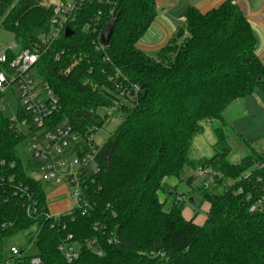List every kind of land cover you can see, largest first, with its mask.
Returning a JSON list of instances; mask_svg holds the SVG:
<instances>
[{
	"label": "trees",
	"instance_id": "trees-1",
	"mask_svg": "<svg viewBox=\"0 0 264 264\" xmlns=\"http://www.w3.org/2000/svg\"><path fill=\"white\" fill-rule=\"evenodd\" d=\"M41 2L0 0V27L14 36L17 49H6L9 61L50 32L52 9ZM100 11L98 29L86 30ZM183 16L184 24L152 56L138 43L157 17V0H90L71 25L75 33L61 35L40 56L37 72L60 102L45 132L72 126L78 136L73 152L88 151L89 138L108 120L99 108L117 106L126 116L100 146L98 172L84 182L88 205L57 217L48 216V192L33 176L41 164L27 151L30 133L2 119L0 174L26 188L0 201L7 224L2 239L36 227L41 264H264V206L250 210L264 197V154L252 149L230 162L226 131L227 109L264 92L258 37L232 0L206 13L191 6ZM114 17L109 45L100 48ZM124 90L131 95L120 97ZM215 121L214 155L193 158L195 138ZM203 167L217 172L212 184L223 189L203 195L209 211L197 223L184 216V194L167 179L193 186L195 177L186 174ZM161 191L176 194L169 210ZM34 202L38 213L31 216ZM70 235L79 253L72 262L60 249ZM30 258L24 255L19 264H31Z\"/></svg>",
	"mask_w": 264,
	"mask_h": 264
},
{
	"label": "built area",
	"instance_id": "built-area-1",
	"mask_svg": "<svg viewBox=\"0 0 264 264\" xmlns=\"http://www.w3.org/2000/svg\"><path fill=\"white\" fill-rule=\"evenodd\" d=\"M50 1H52L50 4L52 9L51 30L48 34L42 36L38 46L33 50H23L12 61H9L6 50L0 52V65L8 66L0 69V122L5 119L1 109L4 95L10 86L17 84L21 92L20 112L9 120L23 132L30 133L27 151L30 157L41 164L40 168L34 173L43 171L46 181H53L58 185H66L74 202L73 208H76L88 205L84 196L83 185L86 179L98 172L96 155L101 145L95 143V135H92L88 141V151L79 152L78 149L73 152L72 150L78 142V136L72 126L64 124L52 131L45 132L48 119L59 110L60 102L49 83L43 78L36 76L38 72L35 65L46 49L61 35H65L67 28L74 30L71 25L76 23L78 13L82 11L90 0ZM102 15L101 11L98 12V21L87 22L85 29H93L95 32L100 26L99 21H101ZM183 19L185 20V18ZM98 46L100 48L105 47L102 43ZM134 89L137 92L140 88L134 85ZM130 95L131 92L129 90L119 93L120 97ZM106 108L109 116L114 115L118 111L117 106ZM192 174L198 179L210 178L212 180L217 176V172L210 167L195 169ZM25 191L26 188L22 184L16 185L13 177L7 178L0 174V201L7 200L10 195L18 196ZM237 193H242V189H239ZM184 199L185 197H179L180 201H184ZM259 204L264 206V197L260 203L253 205L250 210L252 212L257 211ZM37 213L36 202H34L32 208H29V214L33 216ZM58 215L60 214L52 213L49 209V217H57ZM6 228L7 224L3 222L0 211V264H19L25 255V251L20 247L11 246L8 256H5L3 252L2 242L4 239L1 238V235ZM71 239L72 236L70 235L60 245V249L65 253L69 262L79 257L77 247L70 242ZM94 242L92 241V244ZM98 253L101 255V252ZM30 263L41 264V258L35 255L30 258Z\"/></svg>",
	"mask_w": 264,
	"mask_h": 264
},
{
	"label": "rangeland",
	"instance_id": "rangeland-1",
	"mask_svg": "<svg viewBox=\"0 0 264 264\" xmlns=\"http://www.w3.org/2000/svg\"><path fill=\"white\" fill-rule=\"evenodd\" d=\"M246 1L249 5H253L254 3V0ZM51 2L52 1L50 0H42L41 5L48 8L50 7ZM257 34L259 36L258 38L260 43L263 45V33L258 30ZM13 43L14 36L0 27V52L11 47ZM12 49L15 51L17 50L16 47ZM36 76L41 77L39 74ZM20 97L21 92L17 84H14L12 87L10 86L7 89L4 95V102L1 104V109L3 110L2 114L6 119H12L20 112ZM122 102L128 104L129 106L132 105L127 100H123ZM98 112L103 119L108 117V120L100 129L96 131L95 135V143L103 145L123 122L126 114L123 111L118 110L114 115L109 116L108 109L106 107L99 108ZM226 117L228 121L226 131L232 147V151L228 156L230 162H239L242 157L251 154L252 149L264 154V92L256 91L247 98L235 101L227 109ZM218 126H220V123L217 121L212 124L208 123L205 134L195 138L191 153L193 158L199 159L202 157H212L214 155L215 151L213 149V144L216 142L214 128ZM191 175L192 172L189 171L186 174V177ZM33 176L42 180L48 193L51 192L54 187L57 189L60 186L55 184L53 181H46L45 173L43 171L36 172ZM167 181L176 190L177 194H184L183 197H186V200L184 199L185 202L182 201V203H185L183 212L184 216H190L192 217L191 219L195 220L204 219L208 215L209 204L207 201H204L203 195L206 192L220 193L223 189L217 184H212L214 179L211 180L210 178H194L193 186L187 185L185 181L180 182L176 178L167 179ZM205 184L208 185L207 188L203 187ZM175 197L176 194L174 193L169 194L164 191L160 192L161 200L167 201L165 205V209L167 210L173 206ZM64 198L68 199L71 198V196H69L66 192L56 199L52 198L50 205L53 202ZM189 199H191V202ZM72 203L74 206V202ZM50 211L52 212L51 208ZM35 235L36 227H32L28 230L18 232L5 238L2 242V248L5 256L9 255L11 246L20 247L23 251H25V255L29 257L38 255L37 243L36 241H33Z\"/></svg>",
	"mask_w": 264,
	"mask_h": 264
},
{
	"label": "crops",
	"instance_id": "crops-1",
	"mask_svg": "<svg viewBox=\"0 0 264 264\" xmlns=\"http://www.w3.org/2000/svg\"><path fill=\"white\" fill-rule=\"evenodd\" d=\"M225 1L226 0H157V17L145 33L144 37L139 41V48L152 56L156 55V53L167 43L177 28L184 24L185 20L183 18L185 17L183 16V13L188 7L195 6L202 13H206L220 6ZM232 1L238 4L242 9L250 21L257 37H259L257 34L258 30H260L264 36V0H254L253 5H249L246 0ZM15 47L16 46L14 42L9 48ZM263 50L264 43L262 45L258 38L257 53L264 64ZM66 192L70 196L69 188L66 185H60L57 189L54 187L51 192L48 193L49 209L51 208L53 213L61 214L71 210L74 207L71 198H64L53 202L50 205L52 198L56 199ZM187 218L191 219L192 217L187 216ZM206 218L207 217L201 220L194 219V221L197 223H203Z\"/></svg>",
	"mask_w": 264,
	"mask_h": 264
},
{
	"label": "water",
	"instance_id": "water-1",
	"mask_svg": "<svg viewBox=\"0 0 264 264\" xmlns=\"http://www.w3.org/2000/svg\"><path fill=\"white\" fill-rule=\"evenodd\" d=\"M116 20H117L116 17H114V18L111 19V21L109 22V24H108L105 32L101 36V43L104 46H108L109 45L110 39H111V37L113 35V32H114ZM74 33H75V31L72 30L71 28H67L65 30V36L67 38L71 37Z\"/></svg>",
	"mask_w": 264,
	"mask_h": 264
}]
</instances>
